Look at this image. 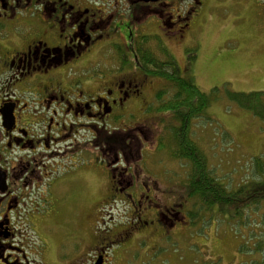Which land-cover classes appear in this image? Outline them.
<instances>
[{
	"label": "flooded vegetation",
	"instance_id": "1",
	"mask_svg": "<svg viewBox=\"0 0 264 264\" xmlns=\"http://www.w3.org/2000/svg\"><path fill=\"white\" fill-rule=\"evenodd\" d=\"M204 1L0 0V264H52L36 225L51 235L48 225L65 224L75 210L77 219L90 218L77 199L92 172L105 193L94 224L116 229L101 234L90 259L78 231L81 264H105L110 244L172 211L151 212L159 203L147 194L174 185H159L164 165L154 174L140 154L152 124L153 143L165 136L164 120L174 114L159 102L170 88L139 66L135 32L151 27L154 44L166 50L167 39H193ZM116 201L135 225L121 227L103 208Z\"/></svg>",
	"mask_w": 264,
	"mask_h": 264
},
{
	"label": "rangeland",
	"instance_id": "2",
	"mask_svg": "<svg viewBox=\"0 0 264 264\" xmlns=\"http://www.w3.org/2000/svg\"><path fill=\"white\" fill-rule=\"evenodd\" d=\"M190 1L181 0V5ZM200 10L193 39L188 36L185 41H166L169 57L181 75L209 98L205 115L193 118L190 137L219 184L228 190L241 186L244 191L251 190L257 184L264 185V175L254 168L257 160L264 163V125L249 110L230 100L228 93L264 91V0H205ZM151 30L137 28L136 38L140 41L148 37L145 45L161 58ZM148 76L155 79L153 76L158 75ZM169 112L174 116L164 120L165 136L160 134L161 139L153 143L151 138L159 129L152 124L151 135L140 146V154L143 166L152 164L154 174L161 172L164 165L166 176L159 185H174L167 191L147 194L159 203L153 204L151 212L161 211L165 205L174 208L159 214L156 223L136 229L126 241L110 244L105 264H264V201L248 205L236 214L233 204L215 203L205 209L189 197L186 183L190 163L178 154L183 152L174 136L179 118ZM142 132L145 135L146 129ZM161 145L164 149L156 151ZM97 184L92 172L78 194L77 202L85 206V215L91 213L90 218L77 219L75 210L65 224L48 225L47 230L55 231L51 235L36 225L41 241L47 242L49 263L65 264L69 257L67 264L82 263L76 250L78 231L83 234L82 246L88 253L106 229H116L113 223L106 225L101 220L94 224L98 216L94 211L105 194ZM103 208L111 210L117 218L114 222L121 221V227L128 222L135 225L136 219L130 220L124 213L128 210L124 201ZM142 217L149 219L152 215L143 213ZM91 254L85 257L90 259Z\"/></svg>",
	"mask_w": 264,
	"mask_h": 264
},
{
	"label": "trees",
	"instance_id": "3",
	"mask_svg": "<svg viewBox=\"0 0 264 264\" xmlns=\"http://www.w3.org/2000/svg\"><path fill=\"white\" fill-rule=\"evenodd\" d=\"M146 38L148 37H143L139 41V49L137 50L139 66L146 73L155 74L167 80L168 87L170 91L172 90L171 97L168 99L166 96H162L159 104L161 108L176 113L182 121V127L175 130L174 136L179 140L183 150L180 156L186 157L190 163L186 183L188 196L195 198L199 204L201 203L200 207L205 209L215 203L233 204L236 214H241L242 209L249 207L248 205L264 201V185L257 184V186L255 185L256 188L245 191L244 186L235 191L228 190L219 184L213 173L208 170L206 159L190 137L189 132L193 118L205 115L209 98L195 83L181 75L166 49L158 47L161 58L155 56L145 45L148 42ZM164 88L165 85H162L161 90ZM228 96L237 106L249 110L264 125V91H236L229 92ZM257 162H254V168L259 174L264 175V163L259 160ZM261 184H264V178Z\"/></svg>",
	"mask_w": 264,
	"mask_h": 264
},
{
	"label": "water",
	"instance_id": "4",
	"mask_svg": "<svg viewBox=\"0 0 264 264\" xmlns=\"http://www.w3.org/2000/svg\"><path fill=\"white\" fill-rule=\"evenodd\" d=\"M95 264H101V260H100V258H98V259L96 260Z\"/></svg>",
	"mask_w": 264,
	"mask_h": 264
}]
</instances>
